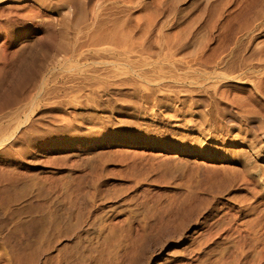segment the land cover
<instances>
[{"label": "rangeland", "instance_id": "rangeland-1", "mask_svg": "<svg viewBox=\"0 0 264 264\" xmlns=\"http://www.w3.org/2000/svg\"><path fill=\"white\" fill-rule=\"evenodd\" d=\"M263 6L0 0V264H264Z\"/></svg>", "mask_w": 264, "mask_h": 264}, {"label": "bare ground", "instance_id": "bare-ground-1", "mask_svg": "<svg viewBox=\"0 0 264 264\" xmlns=\"http://www.w3.org/2000/svg\"><path fill=\"white\" fill-rule=\"evenodd\" d=\"M208 6V5H207ZM257 7V6H256ZM264 7V6H263ZM205 9H206V7H205ZM264 9V8H263ZM258 10V9H257ZM253 12V11H252ZM188 14V13H187ZM251 16H252V14H251ZM257 16V15H256ZM217 17V16H216ZM246 19V18H245ZM255 19H256V17H255ZM251 20V19H250ZM254 21V20H253ZM246 22V21H245ZM251 24V23H250ZM246 26V25H245ZM250 27V26H249ZM204 32V31H203ZM209 33V32H208ZM234 33V32H233ZM207 34V33H206ZM237 35V34H236ZM201 40V39H200ZM200 43V42H199ZM233 44V43H232ZM264 44V43H263ZM204 45V44H203ZM200 46V45H199ZM228 49V48H227ZM201 51H202V49H201ZM230 51V50H229ZM263 55V54H262ZM236 63V62H235ZM202 66V65H201ZM235 66V65H234ZM238 66V65H237ZM258 87V86H257ZM238 98V97H237Z\"/></svg>", "mask_w": 264, "mask_h": 264}]
</instances>
